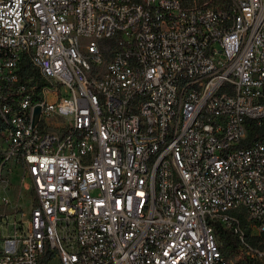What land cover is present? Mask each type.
Returning a JSON list of instances; mask_svg holds the SVG:
<instances>
[{"label": "built area", "instance_id": "2783aa9c", "mask_svg": "<svg viewBox=\"0 0 264 264\" xmlns=\"http://www.w3.org/2000/svg\"><path fill=\"white\" fill-rule=\"evenodd\" d=\"M213 1L0 0V264H231L216 223L264 231V0Z\"/></svg>", "mask_w": 264, "mask_h": 264}, {"label": "trees", "instance_id": "16d2710c", "mask_svg": "<svg viewBox=\"0 0 264 264\" xmlns=\"http://www.w3.org/2000/svg\"><path fill=\"white\" fill-rule=\"evenodd\" d=\"M219 3L221 0L211 2L212 5ZM22 67L24 69L23 74L38 76L36 71L31 69L27 59L23 60ZM247 129L246 143H249L254 138L264 134V120L260 125H257L254 120H248ZM240 224L243 232L242 240L232 230L216 223L215 237L223 257L231 264H264V257H259L251 251L255 249L264 251V231L258 235L252 234L248 222L243 217H241Z\"/></svg>", "mask_w": 264, "mask_h": 264}, {"label": "rangeland", "instance_id": "374dc122", "mask_svg": "<svg viewBox=\"0 0 264 264\" xmlns=\"http://www.w3.org/2000/svg\"><path fill=\"white\" fill-rule=\"evenodd\" d=\"M12 181L14 183H16V180L15 179H12ZM4 187H5V185H4ZM0 192H3V191L0 190ZM5 193L8 194V196L11 197L12 202H14L15 201V198H16V193H17V188H16L15 184L9 183L8 186L6 187ZM11 194H13V195L11 196ZM3 209L6 210V208H4V207L0 208L1 211Z\"/></svg>", "mask_w": 264, "mask_h": 264}, {"label": "water", "instance_id": "95a60500", "mask_svg": "<svg viewBox=\"0 0 264 264\" xmlns=\"http://www.w3.org/2000/svg\"><path fill=\"white\" fill-rule=\"evenodd\" d=\"M38 114H39V106L37 105V106H35V108H34L32 124L36 123V121H37V117H38Z\"/></svg>", "mask_w": 264, "mask_h": 264}]
</instances>
